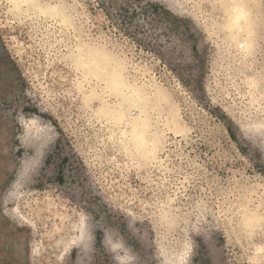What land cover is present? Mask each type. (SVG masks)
Listing matches in <instances>:
<instances>
[{
	"label": "rangeland",
	"instance_id": "1",
	"mask_svg": "<svg viewBox=\"0 0 264 264\" xmlns=\"http://www.w3.org/2000/svg\"><path fill=\"white\" fill-rule=\"evenodd\" d=\"M229 4L0 0V264H264V0L250 51Z\"/></svg>",
	"mask_w": 264,
	"mask_h": 264
},
{
	"label": "bare ground",
	"instance_id": "2",
	"mask_svg": "<svg viewBox=\"0 0 264 264\" xmlns=\"http://www.w3.org/2000/svg\"><path fill=\"white\" fill-rule=\"evenodd\" d=\"M244 1L228 0L231 9L228 22L232 28H235L236 31L244 36L241 41V47L246 51H250L254 45L260 23L253 14L254 0Z\"/></svg>",
	"mask_w": 264,
	"mask_h": 264
}]
</instances>
